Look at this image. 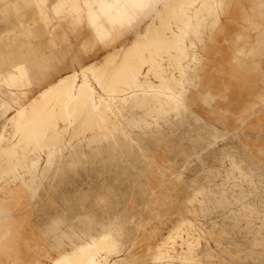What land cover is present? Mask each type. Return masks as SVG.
<instances>
[{
    "label": "rangeland",
    "instance_id": "obj_1",
    "mask_svg": "<svg viewBox=\"0 0 264 264\" xmlns=\"http://www.w3.org/2000/svg\"><path fill=\"white\" fill-rule=\"evenodd\" d=\"M0 264H264V0H0Z\"/></svg>",
    "mask_w": 264,
    "mask_h": 264
},
{
    "label": "bare ground",
    "instance_id": "obj_2",
    "mask_svg": "<svg viewBox=\"0 0 264 264\" xmlns=\"http://www.w3.org/2000/svg\"><path fill=\"white\" fill-rule=\"evenodd\" d=\"M152 111V110H151Z\"/></svg>",
    "mask_w": 264,
    "mask_h": 264
}]
</instances>
